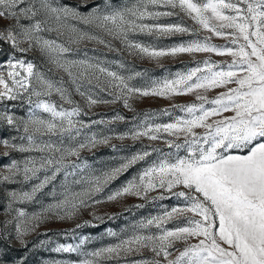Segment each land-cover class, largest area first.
Segmentation results:
<instances>
[{
    "label": "snow or ice",
    "instance_id": "6c2138e0",
    "mask_svg": "<svg viewBox=\"0 0 264 264\" xmlns=\"http://www.w3.org/2000/svg\"><path fill=\"white\" fill-rule=\"evenodd\" d=\"M83 3H92L91 9L82 12L60 0H0V20L8 21L0 27V41L13 50L0 61V104L7 107V102L26 100L30 106L26 118L0 111V122L22 133L20 143L0 138V146L6 149L4 156L9 150L39 153L12 160L0 170V184L38 181L30 190L7 193L10 218L0 222L3 234L14 232V238L27 246L26 238L51 217L72 219L105 199L115 201L125 195L147 199L151 192L162 190L170 196L153 199L175 196L183 203L140 221L131 235L115 244L82 251L88 239L84 237L76 245L59 244L53 251L77 252L84 257L79 264H264V0ZM165 17L181 19L160 23ZM178 34L195 38L170 47L137 39L139 35L159 39ZM213 37L225 43L214 44ZM115 42L129 55L157 63L184 53L230 59L195 61L185 71L140 87L133 83L142 76L140 72L122 74L86 52L78 58L81 46L87 44L121 51ZM29 52L39 53L41 63L28 59ZM56 73L63 75L53 79ZM54 95L58 101L52 99ZM187 95L194 96V101L173 105L182 113L173 121L149 123L147 117L156 114L145 113L144 121L117 137L162 140L174 151L98 199L109 182L151 153L137 152L118 167L91 174L81 153L108 144L112 137L89 135L86 129L105 121L86 122L81 116L98 104L122 102L134 111L133 99ZM163 114L171 115L166 109ZM114 119L124 118L117 115ZM61 173V199L36 213L14 207L34 201ZM73 185H79V190ZM170 223L172 227L167 226ZM109 235L116 234L109 231Z\"/></svg>",
    "mask_w": 264,
    "mask_h": 264
},
{
    "label": "rangeland",
    "instance_id": "374dc122",
    "mask_svg": "<svg viewBox=\"0 0 264 264\" xmlns=\"http://www.w3.org/2000/svg\"><path fill=\"white\" fill-rule=\"evenodd\" d=\"M98 2V0H94ZM128 0H119L120 4L126 3ZM61 4L78 7L80 11L87 12L91 9L92 3L85 5L83 0H60ZM180 17H165L161 18L160 23L180 22ZM8 21L0 20V27L7 24ZM27 23V21H24ZM75 23V22H73ZM184 23L192 26L193 22L189 19H184ZM191 35H175L171 37H161L159 39L152 36L139 35L137 39L146 44H154L158 47H170L180 42H187L194 39ZM212 43L222 45L225 41L222 38L213 37ZM117 48L121 51H108L103 46L95 44L82 45L78 58H83L86 52L89 57H98L106 61V66L111 67L114 71H120L122 74H129L131 72L142 73L141 77H137L133 83L137 86H146L153 80H160L166 76L175 74L177 71H185L188 67H192L195 61H202L204 59H212L217 62L229 60L227 56H216L212 53H196V54H178L175 57L166 56L161 58L159 63L154 60H149L146 57L129 55L127 51L122 49L119 42H115ZM10 46L0 41V61L12 53ZM20 57L21 53H16ZM28 59H34L37 64L41 63L42 58L37 52H29L26 54ZM124 64L125 68L121 69L119 64ZM51 75V74H50ZM62 73L53 75V79H58ZM67 79V77H64ZM105 99L111 97L105 96ZM212 95V93H210ZM73 98L83 104V101L78 95ZM35 99V98H33ZM53 100L58 101L55 95ZM194 96H176L172 99H165L161 97H140L131 101L134 111H129L123 106L122 102L114 104H98L94 106L88 115H82L81 119L84 121L90 120H104L103 124L92 125L91 128L85 131L90 135L95 132L100 135L111 136L112 139L106 145H99L91 152L83 151L81 157L86 160L89 165L91 174L100 175L105 171L118 167L126 159L130 158L137 152L149 151L150 156L144 160L138 161L136 164L130 166L127 170L119 174L116 179L109 182L104 188L103 192L98 196V199H104L109 193L125 186L127 182L134 177H137L144 168L153 163L159 162L168 153L174 151L169 149L162 140L151 141L146 137L137 140L131 138L118 139L117 137L130 132L135 125L140 124L146 119L145 113L153 114L155 116L147 117L149 123H168L173 121L177 116L182 115L178 109L173 108V105H183L192 103ZM69 107L68 105H64ZM29 105L26 100H17L7 102V107L0 104V111L7 110L17 117H27ZM168 110L171 115L163 114V110ZM87 111V109H86ZM117 115L124 119H114ZM109 121H111L109 123ZM22 133H17L14 129L9 127L6 123L0 122V138H6L14 143H20L19 136ZM159 149V151H153ZM6 149L0 146V170H3L6 165H9L12 160L22 161L28 155L38 156L39 153H20L18 151L9 150V155L4 156ZM75 159V158H73ZM41 177L43 173L40 174ZM71 179V178H70ZM37 180H31L24 183H3L0 184V222L7 217V205L9 191H27L30 190L31 185L37 183ZM63 182V174L61 173L56 181L45 187L32 202H25L23 204H16L14 207L23 208L28 213L40 212L42 208L49 204L55 203L61 199L60 193L63 189L60 185ZM74 190H79V185L72 186ZM163 194L169 197L170 194L157 190L149 194V198L141 199L134 195H125L115 201L104 200L103 203L97 204L93 209H83L72 219H58L51 217L44 221L35 233L29 235L27 239V246L22 245L14 238V232L10 234H3L0 229V261L3 264H55L60 261L61 264H79V261L84 257L77 252H55L53 249L59 244H73L76 245L81 239L87 237L85 244L82 246V251H94L102 247L115 244L119 239L131 235L136 225L140 221L146 220L154 215L162 214L165 209L182 204V199L175 196L165 199H153ZM101 217V219H95ZM86 221L88 223H86ZM77 224L81 227H77ZM172 227L173 224L167 225ZM11 227V226H10ZM109 231L116 235H109ZM155 231V229H151ZM67 233V235H65ZM44 242V243H42ZM195 242V241H193ZM115 264V262H109Z\"/></svg>",
    "mask_w": 264,
    "mask_h": 264
}]
</instances>
